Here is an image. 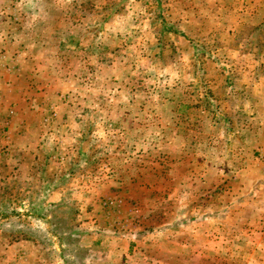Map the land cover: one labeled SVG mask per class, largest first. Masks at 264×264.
I'll list each match as a JSON object with an SVG mask.
<instances>
[{
    "label": "rangeland",
    "instance_id": "obj_1",
    "mask_svg": "<svg viewBox=\"0 0 264 264\" xmlns=\"http://www.w3.org/2000/svg\"><path fill=\"white\" fill-rule=\"evenodd\" d=\"M0 264H264V0H0Z\"/></svg>",
    "mask_w": 264,
    "mask_h": 264
},
{
    "label": "trees",
    "instance_id": "obj_2",
    "mask_svg": "<svg viewBox=\"0 0 264 264\" xmlns=\"http://www.w3.org/2000/svg\"><path fill=\"white\" fill-rule=\"evenodd\" d=\"M167 30L174 32V33L176 32V30L172 26H167Z\"/></svg>",
    "mask_w": 264,
    "mask_h": 264
},
{
    "label": "built area",
    "instance_id": "obj_3",
    "mask_svg": "<svg viewBox=\"0 0 264 264\" xmlns=\"http://www.w3.org/2000/svg\"><path fill=\"white\" fill-rule=\"evenodd\" d=\"M111 204V203H110Z\"/></svg>",
    "mask_w": 264,
    "mask_h": 264
}]
</instances>
